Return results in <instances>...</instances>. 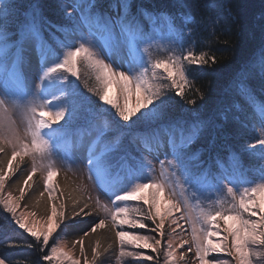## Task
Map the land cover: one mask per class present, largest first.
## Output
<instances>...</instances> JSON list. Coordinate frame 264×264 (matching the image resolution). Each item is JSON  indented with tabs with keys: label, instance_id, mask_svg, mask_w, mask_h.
Listing matches in <instances>:
<instances>
[{
	"label": "snow or ice",
	"instance_id": "obj_1",
	"mask_svg": "<svg viewBox=\"0 0 264 264\" xmlns=\"http://www.w3.org/2000/svg\"><path fill=\"white\" fill-rule=\"evenodd\" d=\"M68 7L64 6V10L70 26H56L66 37L64 41L54 37L60 49L57 51L45 38L38 7L24 13L25 22L18 25L14 34L9 32L8 22L17 12L16 0H0V154L11 149L6 168L0 167V211L9 214L40 248L49 246L58 229L66 232L68 222H76L81 213L91 216L85 211L87 204L73 212L71 218L66 216L64 193L54 179L59 169L51 159L62 155L71 166L75 163L72 153L83 150L88 178L111 202V207L100 205L104 218L97 216L89 230L95 233L109 227L106 221L111 222L118 264H159L161 254L163 264H264V164L259 166L257 179L248 180L240 170L237 154L230 153L229 159L236 161L234 171L213 176L210 169H201L199 152L191 153L190 145L205 132L212 134L214 145L217 137L224 134L228 109L207 120L174 116L172 111L173 96L169 92L184 98L191 84L192 66L208 65L210 61L214 64L216 57L203 51L195 54V32L177 28L169 13H153L143 7L133 12L132 0H116L111 5L116 15L102 11L97 0H75L70 5L73 12H68ZM141 16L151 20L150 31H145ZM160 18L166 21L167 31L155 27ZM187 19L196 28H214L217 23L215 17L194 20L189 15ZM13 35L19 38L9 43ZM26 42L34 44L40 64L35 89L28 87L21 69ZM12 47H16V61L6 69L3 57ZM154 47L171 54L154 58ZM81 80L84 88L102 102L101 109L109 106L115 110L116 122L92 108L90 99L79 88ZM113 85L119 90L115 96L110 94ZM239 91L244 93L246 89L241 86ZM133 95L136 103L130 107ZM186 102L195 104L196 100ZM14 112L22 117L23 130L17 126ZM256 115L264 125V104L256 108ZM77 121L83 124L74 127ZM125 137L138 155L128 151ZM256 143L261 149L259 159L264 161V139ZM165 144L171 159L167 167L161 162L162 170L156 176L155 165L144 153L157 152ZM255 147L256 144L249 146ZM25 157L31 158L30 164ZM17 158L21 163H17ZM217 163L220 169L225 168L219 160ZM24 169L30 171L22 180L18 196L6 192V185L18 181ZM38 171L46 173L39 197L44 198L47 193L50 201V215L43 224L29 219L35 213L20 210ZM23 207L27 208V204ZM175 213L181 215L176 217ZM170 217L177 227H181L178 220H184L190 238H181L179 243L168 239L162 245ZM145 221L153 225L150 231L160 239L142 233L141 230L149 229ZM170 235L175 238V228ZM76 243L80 245V257L61 244H53L42 260L47 264H96L102 256L99 241L91 259L83 239ZM178 249L186 251L178 254ZM146 250H151L152 255ZM0 264H7L6 258L0 257ZM101 264L105 262L102 260Z\"/></svg>",
	"mask_w": 264,
	"mask_h": 264
},
{
	"label": "trees",
	"instance_id": "obj_2",
	"mask_svg": "<svg viewBox=\"0 0 264 264\" xmlns=\"http://www.w3.org/2000/svg\"><path fill=\"white\" fill-rule=\"evenodd\" d=\"M68 1L16 0L17 12L8 22L9 32L17 33L18 25L25 22L24 13L36 6L43 17L45 35L63 38L64 34L57 31L56 26H70V20L64 10ZM106 1L109 0H97V6L105 8ZM132 3L133 12H136L138 7H143L153 13H169L176 27L195 32V48L192 49L195 54L203 51L209 57H216L214 64L210 61L208 65L192 66V74L189 76L191 84L184 98L175 96L174 91L169 92L173 96L174 116H199L204 120L213 115L219 116L221 110L228 109L232 93L244 107L238 113L228 110V120L223 121L224 134L217 137L214 145L210 132H205L190 145L191 153L199 152L200 166L211 163L210 167L218 168V160L221 163L233 161L229 159L230 153H236L240 168L258 175L259 166L264 164V161L256 158L259 149L254 151L249 148L262 139L255 124L256 108L251 95L240 93L237 84L248 87L256 99L259 98L258 101L264 102V0H132ZM189 15L194 20L215 17L217 23L214 28L201 26L197 32L195 24L187 19ZM17 36L14 35L10 40L13 41ZM168 55L170 54L158 53L155 58H166ZM78 83L80 90L92 100L98 110L99 106L92 99L94 94L84 88L82 80ZM89 83L91 85L93 81ZM191 99H195L196 103L186 102ZM187 109L198 111L187 113ZM103 117L109 121H117L114 114L105 113ZM78 122L83 124V121L76 123ZM7 233L13 235L9 238L11 245L6 243ZM1 244L3 246H0V255L6 258L9 264H17L20 259L25 260L27 264H47L42 260V255L47 254H44V248L38 247V242L29 234L17 231L3 211H0Z\"/></svg>",
	"mask_w": 264,
	"mask_h": 264
},
{
	"label": "rangeland",
	"instance_id": "obj_3",
	"mask_svg": "<svg viewBox=\"0 0 264 264\" xmlns=\"http://www.w3.org/2000/svg\"><path fill=\"white\" fill-rule=\"evenodd\" d=\"M74 2H75V0H74ZM74 2H71V4H69L68 12H73V9L70 7V5H72ZM109 14L112 15V14H114V12H111ZM142 24H143V27H144L145 31H150L152 29V27H153L151 22L142 23ZM155 27L160 28L162 31H167V23H166V21L164 19L157 20V22L155 24ZM198 30H199V28H197V32H198ZM185 31H188V29L185 30ZM60 34H62V33H60ZM50 36H51V39L53 41H51L50 39L49 40L54 44V48H56L57 51H59L60 49L58 48L57 42L54 39L55 35H50ZM56 38H58V37H56ZM65 39H66L65 35H63V38H61L59 40L64 41ZM10 42L11 41L9 40V43ZM187 47H188V45H185V48H187ZM194 48H195V43L192 44V49H194ZM24 49H25V51L23 52V65L25 66V69H26V75H24V77L26 79L28 87L30 89H35L37 84H38V78H39V74H40V64H39L38 56L36 54L34 44H32L31 42H26L25 45H24ZM6 52H8V50ZM151 53H152V56L154 58H155V56L158 53L171 54V52L168 51V50H165L163 48H156V47H154L151 50ZM5 56L6 55H4V57H3L4 65L6 64L5 62H6V58H7ZM10 56H11V54H10ZM15 61H16V57H15L14 62ZM11 66H12V63H11V61H9L5 68L9 69V68H11ZM113 67H116L115 63H113ZM121 70H126V69H121ZM70 79H74V78L70 77ZM79 85H80V83H79ZM118 91H119L118 90V86L113 85L112 89H110V94L115 96V95L118 94ZM230 96L232 97V100L229 101L228 110L229 111L232 110V112H234V113L240 112V110H242L244 108V107L241 106L242 103L240 104V102H238L236 100V98L233 95V93H232V95L230 94ZM92 99L95 101V104L99 106V108L97 110L95 108V106L92 104V100H90L91 101V106H92V108L94 110H96L97 112H103V114H105V113H108V114H111V115L114 114L115 110L114 109H110L109 106H106L104 109H101V103L102 102H99L98 98L95 95L92 96ZM121 103H123L122 100H121ZM135 103H136V96L133 95L129 99V106L130 107H134ZM14 118L16 120L17 126L21 130H23V128L25 127V123H24L22 117L18 113L14 112ZM114 118L116 119L115 115H114ZM133 119H135V117H133ZM255 120H256L255 124H257V128H258V131L260 132L261 138L264 139V125L260 124L257 115H255ZM61 123H63V121ZM125 123L126 124H130L131 122H125ZM80 125H82V124H80V122H78V123H76L74 125V127H78ZM87 139H88V137H85V141H87ZM128 140H129V138L125 137L124 143L127 146L128 151L131 152L134 155H138V153L136 151V147L131 145V144H129ZM255 144H256V147H255L254 151H257L258 149L261 151L259 144H257V143H255ZM165 148H166L165 152L160 153V155H158V156H151L150 154L144 153V155L147 156V158L149 160H151L152 163L155 165V173H154V175H156V176H158L160 174L161 170H162L161 169V162H163L164 166L167 167L168 161L171 159L170 149L167 147L166 144H165ZM7 150L9 151L10 157H11V149L8 148ZM72 156L75 159V163L71 164V166L67 165L65 160L62 158V155H53L51 157V159L55 162V166L59 169L58 176L54 178L55 182L57 184V187L61 191H63V193H64L65 190L61 189V187H59L58 178L60 177L61 174H63L64 176L67 175V177L75 184V186L78 189V191L80 192L81 196H83V198L87 202H89V204L92 207L93 213H97V214L89 223H87L86 226H84L82 228H79V226H75V225H71L70 224L68 229L66 230V232H62L60 229H58L57 233H54L53 237L50 239L49 246L47 248H44V250H45L44 254L48 253L50 251V247L53 244H61V245L66 247V250L71 251L76 257H80V252H79L80 245L78 243H76V241L79 240V239H83L85 250H86L87 254L89 255V252H90L89 249H91V251L93 252L94 244L96 243L95 237H91L89 240H85V237L75 236V234L73 232L76 231V229H79L80 230L79 233L82 234L83 236H85L84 235L85 231H88V235H90L92 232L89 230V228H90L92 222L95 220V218L97 216H99V218H104L105 213L103 212V210L100 207V205L108 204L109 207H111V202L109 201L108 197L104 193H102L95 186L94 181L92 179L88 178V171H87V168L85 166L86 161H85V153H84V151L81 150V151H78V152H73ZM256 158L259 159V154H256ZM18 159L19 158H17V160ZM25 161L30 164L31 163V158L30 157H25ZM224 166H225V169H227L228 171L229 170L230 171H234L233 170V165H231L230 163H227ZM27 171L29 172L30 169H27ZM230 171H229L228 174L232 173ZM224 174L225 173L220 174V175H224ZM37 176L39 177L41 190L43 191L44 190L43 181H44V178L46 176V173L44 171H38L37 172ZM257 177L255 179H252V180H256ZM210 179H211V177H210ZM245 179L250 180V177L246 178V176H245ZM224 183L227 184L228 183L227 180H225ZM8 191H11L13 193V195H17L18 196V193H16L14 191V189L10 187L9 184L6 185V192H8ZM64 197H65V195H64ZM98 201H99V203H98ZM24 204H27V208L23 207ZM75 206L76 207L79 206V203H78V205H75ZM20 210H23V211H26V212L35 213V217H29V219L30 220H32V219L38 220V221L41 222V224H43V222L46 221L48 219V216L50 215V206L45 208L44 210L41 209L40 211L39 210L36 211L33 206L31 207V204L26 199H25V201L22 202V208ZM3 213H5L7 215L8 221L11 222V224L14 226V228H17V231L18 230L23 231L22 229H19L18 226H16L14 224V222L10 218L9 214H7L4 211H3ZM180 215H181L180 213H175L176 217H179ZM171 220H172V218L170 217L166 221L165 238H164V240H162V245L165 244L168 239H173L174 243H179V240L181 238H185V239L190 238V236H189L190 229L185 224L184 220H182V219L178 220V223H179V225L181 227H177L176 224H172ZM96 222H98V221H96ZM106 222H110V221H106ZM145 223H149V222L145 221ZM152 227H153V225H151L149 223V229H143L141 231L145 235H154L156 237V239H160V237H159V235L157 233L150 231V229ZM172 228L176 229L175 238H173L170 235ZM182 228L184 229L183 231L181 230ZM125 230H129V229L126 228ZM6 235L8 237L7 240H6V243H8V245H11L12 243H10L9 238H11L13 235L10 234V233H7ZM0 246H3V245L1 244ZM146 251H148L149 255H152L151 250H146ZM180 251H186V249H184V250L178 249V254H179ZM117 256H118V248H117V243L115 242V251L113 253V256L109 257L108 259L107 258H103L101 256L96 261V264H101L102 260L105 262V264H118ZM0 257H2V256L0 255ZM224 258H227V257H224ZM89 259H91V258H89ZM189 259H191L190 254H189ZM7 264H9V263L7 262ZM17 264H27V262H25V260L20 259V260H18ZM148 264H154V262L149 261ZM159 264H163V255L162 254H161V257H160V260H159ZM181 264H188V261H181Z\"/></svg>",
	"mask_w": 264,
	"mask_h": 264
},
{
	"label": "bare ground",
	"instance_id": "obj_4",
	"mask_svg": "<svg viewBox=\"0 0 264 264\" xmlns=\"http://www.w3.org/2000/svg\"><path fill=\"white\" fill-rule=\"evenodd\" d=\"M8 159H10V153L8 150L6 151V154H0V167L6 168V163ZM17 163H21L19 159L17 160ZM17 172H20V170L17 169ZM27 174H28L27 169H24L18 181L16 182L10 181L9 185L11 188L14 189L16 193L19 194V187L22 186V180L26 178ZM30 183L33 184V189H30V195L26 197V200L31 204V207L33 206L36 211L38 210L40 211L41 209L44 210L45 208L49 207L50 201L47 198V194L45 193L44 198L39 197V192L42 190H41L40 180L37 174L36 176L33 177V181H31ZM58 184L59 187H61V189L65 190L64 195L67 205V210H66L67 217L71 218L73 212H79V209L83 207L85 204L88 205V207L85 208V211L91 213V216L88 217H85L83 213H81L79 217L75 218L76 222L74 223L68 222L69 225L71 224V225L79 226V228L86 226L87 223H89L96 216L97 213H93L92 207L89 204V202H87L83 198V196H81L75 184L67 177V175L64 176L63 174H61L60 177L58 178ZM78 203L79 206L76 207L75 205H78ZM106 223L109 224L108 228L97 229L95 233H91L90 235L87 236L86 235L83 236L82 234H80L79 229H76V231H74L73 233L75 234V236L85 237V240H89L91 237H95L96 242L97 241L100 242V252L102 253V257L108 259L109 257L113 256V253L115 251L116 237H115L114 229H112L110 226V222H106ZM95 245L96 243L94 244V247ZM110 245L111 247H109ZM89 251L90 252L88 256L89 258H91L93 252L91 251V249H89Z\"/></svg>",
	"mask_w": 264,
	"mask_h": 264
},
{
	"label": "clouds",
	"instance_id": "obj_5",
	"mask_svg": "<svg viewBox=\"0 0 264 264\" xmlns=\"http://www.w3.org/2000/svg\"><path fill=\"white\" fill-rule=\"evenodd\" d=\"M21 134H23V132Z\"/></svg>",
	"mask_w": 264,
	"mask_h": 264
}]
</instances>
